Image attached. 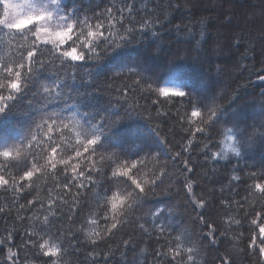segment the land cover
<instances>
[{
	"label": "snow or ice",
	"instance_id": "snow-or-ice-1",
	"mask_svg": "<svg viewBox=\"0 0 264 264\" xmlns=\"http://www.w3.org/2000/svg\"><path fill=\"white\" fill-rule=\"evenodd\" d=\"M152 2L155 3L156 0ZM174 7L178 8L180 5ZM91 13L87 15L76 9L69 11L63 0H48L47 3L39 5L31 0H23L21 3L16 0H0V34L7 35L9 43L13 40L17 42L18 53L13 62L14 66L0 63V74H6L7 80L6 84L0 81V114L11 109L13 104L9 102L15 101L26 91L33 78L42 71L53 70L55 80L43 86L41 91L49 100H56L68 93V81L76 79L75 69L81 67V62H99L149 35L160 40L168 21V16L157 14V9L150 8L147 0H108L106 4L101 0L100 4L91 9ZM199 24L200 36L203 38L205 20L201 19ZM169 30L177 34L192 33L190 24H175ZM29 37H32L30 42ZM48 45L53 47L48 48ZM124 75L133 77L131 84L135 88H118L120 96L126 99L128 91L140 88L141 98L152 105L164 106L156 109V117L175 119L176 124L170 126L168 131L173 139L180 137L176 141L177 150L173 151L172 142L162 135L160 125L155 126L151 135L155 144L165 145L166 151L163 154L156 151L147 138L144 139L143 146L134 152L128 148L117 151L114 144L105 148L103 141L106 133L119 122L118 119L104 118L86 128V122L77 120L75 115L53 112L42 116L36 123L35 130L32 129L25 139L10 145L0 144V158H3V162H0V192L10 200L11 205L7 210L0 207V213L12 220V226L6 227L5 234L0 235V252L6 250L3 264H64L67 247L79 250L80 234L85 237L87 245L93 246L88 254L93 264H99L96 260L99 254L97 248L101 253L106 249L102 259L107 264L113 248L106 242L122 231L123 235L116 250L142 242L152 247V264H200L198 257L205 241L210 247H214L223 243L218 240L223 237L234 249L238 243L244 242L243 231L229 237L231 219L227 221L228 228L224 229L211 219V213L216 207L217 190L210 187L213 181L208 177L209 171L214 172L215 169L197 171L190 154L197 134L211 140L210 129H214L223 118V110L214 104L215 97L210 101L200 89H194L190 82L180 77L165 81L168 86L160 87L154 74H149V69L139 65L129 67L127 73L123 69L118 71L114 79ZM258 79L264 81V75H259ZM5 89L7 95L4 94ZM170 101L181 103L185 111L181 112L177 107L173 114L171 109L176 104L169 103ZM261 109L258 128L253 124L250 126L252 131H248L237 124L234 126V134L230 135L227 133H233V128L226 129V138L233 143H226L225 148L237 158L242 157L258 140L264 143V105ZM145 111L149 109L145 107ZM130 113L139 115L140 105L127 106L124 116L127 117ZM148 119L151 121L152 116ZM70 125L73 128L79 127L77 136L83 135L85 139L72 147L74 155L57 160V149L64 144L65 132H59L56 139L48 136L46 147L37 141V134L50 133L53 127L68 129ZM120 147H123L122 141ZM201 150L206 161L228 159L227 151L212 152L207 143ZM22 153H26L23 161L19 159ZM81 160L88 161L83 169ZM105 160L109 162L107 171L98 166ZM58 164L64 167L59 173L53 171L51 175L54 179L57 175L63 176V183H57L55 188L49 187L47 198H42L37 192L32 199H27L25 193L43 178L48 169H57ZM149 165L150 178L140 179L139 173ZM14 168L19 171L14 172ZM181 176V186L177 188L175 180ZM230 181L244 184L248 195L243 196L241 201L234 202L231 198H222L219 205L231 208L235 203L237 209L243 213L244 224L249 226L247 249L258 251L259 256L264 259V203L261 202L264 201V170L250 171L246 177L233 170ZM116 185L120 186L121 191L109 195L112 187ZM57 188L60 189L59 192H56ZM85 191L93 193L91 203L105 211L88 216L76 227L74 217ZM181 191L191 205L193 223L200 226L198 233L190 232L182 224L177 228V224L173 222V217L177 215L174 205L152 207L146 212L143 211L153 198L171 196L173 193L179 195ZM219 193L223 196L224 189L220 188ZM65 197L71 199L67 212L61 207V204H68ZM252 198H256L255 201ZM22 199L25 200L24 203L20 202ZM257 204L259 211L256 209ZM13 207L17 212L15 217L11 216ZM34 207L32 215L25 217L21 214L22 210L32 211ZM57 208L60 209L59 212ZM247 209H251V212ZM18 221L27 225L22 229V237L21 229L17 228ZM101 221L104 224L102 232L96 230ZM67 224H72L73 227L69 228ZM235 224L238 228L243 227L241 220H236ZM101 243L105 244L104 248H100ZM142 251L147 253V247ZM239 251L244 252L245 249L241 248ZM217 259L219 264H236V257L227 248Z\"/></svg>",
	"mask_w": 264,
	"mask_h": 264
},
{
	"label": "trees",
	"instance_id": "trees-1",
	"mask_svg": "<svg viewBox=\"0 0 264 264\" xmlns=\"http://www.w3.org/2000/svg\"><path fill=\"white\" fill-rule=\"evenodd\" d=\"M103 2L106 4L108 0H103ZM147 2L150 8L155 7L157 9V14L162 17L168 16L166 29L162 32L160 40L149 35L132 46L106 56L99 62L89 61L85 64L81 62V67L75 69L76 79L68 81V93L56 100H49L41 91L43 86L51 84L55 80L53 70L42 71L33 78L26 91L21 93L15 101L9 102L13 104L11 109L0 114V144L10 145L22 141L32 129L35 130V125L42 116L55 112L75 115L77 120L86 122V128L104 118L118 119L119 122L109 133H106L103 141L105 148L114 144L117 151L128 148L134 152L143 146V141L147 138L155 150L163 154L166 151L165 145L163 143L155 144L151 135L155 126L160 125L162 135L172 142V148L175 151L177 150L176 141L180 137L176 136L173 139L172 134L168 131L170 126L176 124L175 119L156 117V109L164 106L152 105L141 98L142 89L140 88H136L135 91H128L126 99L120 96L118 88L125 86L135 88L131 84L133 77L127 75L115 79L114 77L118 71L123 69L124 73H127L129 67L137 65L149 69V74H154L160 87L168 86L165 81L180 77L190 82L194 89H200L210 101L214 96V104L223 110V118L220 123L214 129H210L211 140L197 134L190 154L193 163L197 166V171L215 169L214 172L209 171L208 177L213 181L210 187L217 190L216 207L211 213V219L222 229L228 228L227 221L231 219L232 226L228 232L229 237L234 234L238 235L240 231L244 232V242L238 243L235 249L223 237L218 238L223 243H218L214 247H210L205 241L198 260L200 264H219L217 257L223 254L227 248L236 257V264H264V259L259 256L258 251L253 252L247 249L249 226L244 224L242 220L243 213L237 209L235 203L232 204L231 208H224L219 205V200L222 198H231V201L234 202L241 201L243 196L248 195L244 184H236L230 181L233 170L245 177L250 171L260 172L264 170V143L259 140L240 158L225 148L226 143H233L227 140L226 129L233 128V133H227L230 135L234 134V126L237 124L241 129L247 128L248 131H252L250 126L253 124L257 128L259 127L258 116L262 110L261 106L264 105V96H262L264 81L258 79L259 75H264V2L262 0H156L155 3L152 0H147ZM100 3L101 0H67L65 6L69 11L76 9L91 15V9ZM175 5H180V7H174ZM201 19L205 20L203 38L200 36L199 21ZM175 24L182 26L190 24L192 33L177 34L170 31L169 29ZM0 36H2L0 38V63L13 64L18 56L16 52L17 42L13 40L9 43L7 35L0 34ZM31 39L32 37H29V42ZM52 47L48 46V48ZM0 81L7 83L6 74H0ZM109 85L112 87L109 88ZM187 90L185 89V91ZM4 94H8L6 89ZM160 99L165 100L164 97H160ZM169 103L176 104V107L171 109L173 114H175L177 107L180 108L181 112L185 111L181 103L176 101ZM135 104L140 105V114L130 113L125 117L124 113L127 106ZM145 107L149 111H145ZM165 110H167L166 107ZM150 115L152 116L151 121L148 119ZM61 131L65 132V137L64 144L57 149V160L74 155L72 147L85 139L83 135L77 136V132L80 131L79 127L73 128L70 125L68 129L53 127L50 133L43 135L38 133L37 141L45 144L48 136L56 139ZM121 141L123 147H120ZM205 143L211 146L212 152L227 151L228 159L218 162L206 161L201 150ZM25 156L26 153H22L19 159L23 161ZM93 159L96 158L93 157ZM121 159H126V157H121ZM0 162H3V158H0ZM108 163L105 160L102 165L98 164V166L107 171ZM87 164V160H81V169ZM63 167L62 164H58L57 169H48L43 178L38 180L29 192L25 193L26 198L32 199L37 192L42 198H47V189L49 187L55 188L57 183L62 184L64 179L61 175H57L54 179L51 173L53 171L59 173ZM13 171L18 172L19 169L14 168ZM169 171L172 169L169 168ZM108 175H111L110 171H108ZM150 175L151 165L139 173V178L142 180L149 179ZM182 179V176L176 178L177 188H180ZM220 188L224 189L223 196L219 193ZM59 191L60 189L57 188L56 192ZM118 191H121V188L116 185L112 187L109 195ZM65 199L68 200V204H61V207L67 212L71 199L69 197H65ZM252 199L255 201L256 198ZM92 201L93 193L85 191L81 198V205L76 209L77 215L74 217L76 227L83 223L88 216L105 211V209L91 203ZM20 202L24 203L25 200L22 199ZM261 202L264 203V201ZM166 205L176 206L177 215L173 217V222L177 224V228L182 224L192 233L200 231V226L193 223L194 213H192L191 205L187 203L183 191L179 195L173 193L171 196L153 198L143 211L146 212L149 208ZM10 206V200L5 198L3 192H0V207L7 210ZM256 209L257 211L260 210L258 204ZM56 210L59 212L60 209L57 208ZM247 210L251 212V209ZM33 211H35V207L32 211L22 210L21 214L27 217L32 215ZM16 215V209L13 207L11 216L15 217ZM236 220H241L243 227L238 228L235 224ZM11 226L12 220L4 213H0V235H4V229ZM26 226V223L17 222V228L21 229V237L23 236L22 229ZM66 226L73 227L72 224ZM103 226V221H101L96 230L102 232ZM122 235L123 231L111 241L106 242L109 247L113 248V254L108 257L107 264H152L150 255L152 247L142 242L136 246L116 250V245L120 243ZM79 239L81 242L79 250L65 245L67 255L64 264H93L88 255L93 246L85 243L83 234H80ZM257 242H259V237ZM104 246V243L100 244V248H104ZM146 247L147 253L142 251ZM241 248L245 251L240 252L239 249ZM97 252L99 254L96 256V260L99 261V264H105L102 257L106 254V249L105 252L101 253L97 248ZM5 254L6 250L0 252V264H3Z\"/></svg>",
	"mask_w": 264,
	"mask_h": 264
},
{
	"label": "rangeland",
	"instance_id": "rangeland-1",
	"mask_svg": "<svg viewBox=\"0 0 264 264\" xmlns=\"http://www.w3.org/2000/svg\"><path fill=\"white\" fill-rule=\"evenodd\" d=\"M16 2L17 3H21V2H23V0H16ZM31 2L34 3V4L39 5V4H42V3H47L48 0H31ZM63 2H64V5H66L67 0H63ZM48 46H52V45H48Z\"/></svg>",
	"mask_w": 264,
	"mask_h": 264
}]
</instances>
